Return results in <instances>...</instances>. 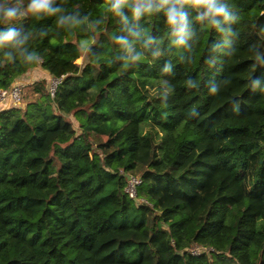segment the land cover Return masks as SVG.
Returning a JSON list of instances; mask_svg holds the SVG:
<instances>
[{
    "label": "trees",
    "instance_id": "1",
    "mask_svg": "<svg viewBox=\"0 0 264 264\" xmlns=\"http://www.w3.org/2000/svg\"><path fill=\"white\" fill-rule=\"evenodd\" d=\"M29 2L0 0V89L61 82L0 109V264H264V0Z\"/></svg>",
    "mask_w": 264,
    "mask_h": 264
},
{
    "label": "clouds",
    "instance_id": "2",
    "mask_svg": "<svg viewBox=\"0 0 264 264\" xmlns=\"http://www.w3.org/2000/svg\"><path fill=\"white\" fill-rule=\"evenodd\" d=\"M196 5L202 6L206 9L204 15L208 16L211 15L212 17H226V13L224 10V7L217 3V0H194ZM124 0H116V2L113 4L114 10H119L123 6ZM151 8V5H149V9ZM4 15L11 19L15 18L17 15V8H4ZM27 11L31 12L33 14H39L42 12H50V11H59V9L52 10L51 9V0H30ZM141 11L140 7H136L134 9L135 14H139ZM23 14V13H21ZM168 17V23L171 26H179L177 27V35H181L184 32V20L185 17L181 14V12L175 8L172 7L167 12ZM14 33L9 31L6 35L2 36V39L4 40H11L13 39ZM178 44H183V39H179L177 41Z\"/></svg>",
    "mask_w": 264,
    "mask_h": 264
},
{
    "label": "built area",
    "instance_id": "3",
    "mask_svg": "<svg viewBox=\"0 0 264 264\" xmlns=\"http://www.w3.org/2000/svg\"><path fill=\"white\" fill-rule=\"evenodd\" d=\"M61 82L58 78L51 77L49 79V92L51 95L55 94V90L58 84ZM23 83H16L8 89H0V109L5 106V108L10 106H15L20 102L21 94L23 90ZM141 184V179L137 176L129 175L127 178V183L124 188L126 195L132 199L137 200L142 204L150 205L149 202L143 198L138 197V187ZM212 251V249H206L199 246H196L190 250L191 255L198 256L202 252Z\"/></svg>",
    "mask_w": 264,
    "mask_h": 264
},
{
    "label": "rangeland",
    "instance_id": "4",
    "mask_svg": "<svg viewBox=\"0 0 264 264\" xmlns=\"http://www.w3.org/2000/svg\"><path fill=\"white\" fill-rule=\"evenodd\" d=\"M90 44H92L91 42H86V41H83L82 42V45H83V47H84V54H83V57H81L79 60H77L76 61V63H78L79 65H83L84 63H85V52H86V49L88 48V46L90 45ZM47 78V77H46ZM45 77H43V75L41 74V73H38V74H35L34 76H33V78H32V82H28L25 86H24V88H23V90H25L24 92H25V94H26V99H27V101L29 100V99H31L32 98V93H31V86H29L31 83H34L35 81H33L34 79L35 80H38V81H40V80H42V79H45V81H46V85H48L49 84V79L51 78H47L46 79ZM31 81V80H30ZM24 100H23V102H22V105H21V107L24 105ZM71 119V121L73 122V124H74V126L75 127H77V122L75 121V119L74 118H70ZM230 151H233V150H230Z\"/></svg>",
    "mask_w": 264,
    "mask_h": 264
},
{
    "label": "crops",
    "instance_id": "5",
    "mask_svg": "<svg viewBox=\"0 0 264 264\" xmlns=\"http://www.w3.org/2000/svg\"><path fill=\"white\" fill-rule=\"evenodd\" d=\"M38 73H41L43 75V77H47V73L45 71H42L40 69H34L32 72H30L29 74L25 75L23 78H22V83L26 84L28 82H32V78L35 74H38ZM31 80V81H30ZM33 81H36L35 79Z\"/></svg>",
    "mask_w": 264,
    "mask_h": 264
}]
</instances>
